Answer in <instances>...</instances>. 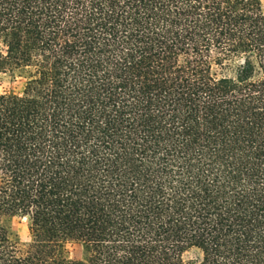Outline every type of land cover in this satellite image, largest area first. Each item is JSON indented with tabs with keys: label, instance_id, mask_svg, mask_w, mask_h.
I'll return each instance as SVG.
<instances>
[{
	"label": "trees",
	"instance_id": "trees-1",
	"mask_svg": "<svg viewBox=\"0 0 264 264\" xmlns=\"http://www.w3.org/2000/svg\"><path fill=\"white\" fill-rule=\"evenodd\" d=\"M0 73V264H264L261 0H0Z\"/></svg>",
	"mask_w": 264,
	"mask_h": 264
},
{
	"label": "rangeland",
	"instance_id": "rangeland-1",
	"mask_svg": "<svg viewBox=\"0 0 264 264\" xmlns=\"http://www.w3.org/2000/svg\"><path fill=\"white\" fill-rule=\"evenodd\" d=\"M264 9V0H261ZM22 88V79L11 76L8 73H0V93L2 92H19ZM13 230L17 233L21 243L25 244L29 240V235L26 227V219L22 217H14L11 220ZM67 255L72 259L81 257L82 249L79 243L69 242L66 245ZM199 256V251L195 248H190L182 254L184 260L195 259Z\"/></svg>",
	"mask_w": 264,
	"mask_h": 264
}]
</instances>
